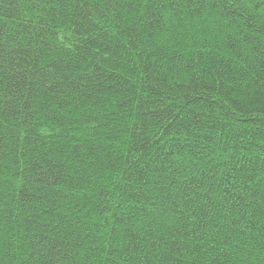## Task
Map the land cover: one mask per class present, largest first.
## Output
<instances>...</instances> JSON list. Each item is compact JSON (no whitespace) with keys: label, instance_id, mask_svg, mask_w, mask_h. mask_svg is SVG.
<instances>
[{"label":"trees","instance_id":"16d2710c","mask_svg":"<svg viewBox=\"0 0 264 264\" xmlns=\"http://www.w3.org/2000/svg\"><path fill=\"white\" fill-rule=\"evenodd\" d=\"M0 264H264V0H0Z\"/></svg>","mask_w":264,"mask_h":264}]
</instances>
